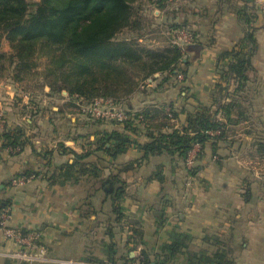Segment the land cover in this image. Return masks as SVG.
I'll return each instance as SVG.
<instances>
[{"label":"crops","instance_id":"crops-1","mask_svg":"<svg viewBox=\"0 0 264 264\" xmlns=\"http://www.w3.org/2000/svg\"><path fill=\"white\" fill-rule=\"evenodd\" d=\"M153 3L161 5L152 10L155 22L170 23L173 29L184 25L194 32L191 44L198 48L187 49L172 74L156 73L148 84L143 81L133 93L114 101L132 120L134 131L123 121L92 118L82 105L81 111L71 110L70 100L76 101L65 92H49L45 86L41 94L24 90L10 78L0 79V206L9 202V225L36 231L39 244L58 259L100 264L113 256L114 263L133 264L140 262L141 251L156 260V255L167 254L166 245L179 242L182 252L168 256L167 264H264V0ZM246 15L250 22L244 20ZM249 29L256 45L246 80L238 87L233 78L221 77L217 60L223 52L238 49ZM50 100L58 106H49ZM229 102L225 118L219 110ZM201 107L219 111L226 134L199 146L195 175L182 158L167 152L142 159L143 151L129 146L112 158L97 149L103 133L113 130L140 144L149 142L159 130L182 127L188 112ZM147 108L149 118L155 108L177 116L170 117L169 128L154 119L149 127L140 116L134 118ZM5 127L23 129V137L13 138L24 142L22 147L6 145L1 137ZM87 151L80 160L86 171L77 167L65 181V164L76 160L73 152ZM25 174L34 178L23 185L12 183ZM110 178L116 189L126 184L118 202L119 219L105 187ZM134 229L138 236L131 234ZM15 247L0 232V251ZM127 252L134 260L122 258ZM0 264L48 263L0 254Z\"/></svg>","mask_w":264,"mask_h":264},{"label":"trees","instance_id":"trees-1","mask_svg":"<svg viewBox=\"0 0 264 264\" xmlns=\"http://www.w3.org/2000/svg\"><path fill=\"white\" fill-rule=\"evenodd\" d=\"M135 1L137 0H38L30 3L28 0H0V41L6 38L13 49L9 65L12 68L11 79L17 83L24 80L33 67L28 62L29 56L33 55L38 47L43 46L51 51L53 58L59 56V65L48 64L43 74L46 79L55 75V79L47 82L50 90L57 92L65 90L70 97H82L87 99V103L95 98L119 101L139 87L137 82L139 77L145 81L153 78L156 73L172 74L182 61L186 50L198 46L190 43L182 47L173 42L166 49L152 50L135 41L117 40L116 35L122 29L133 26L132 4ZM244 20L251 21L249 15H246ZM182 27L184 25L176 26ZM255 45L253 32L249 29L240 42L241 47L227 50L220 55L217 69L224 80L233 78L237 81L238 87L243 86ZM226 57L228 61L222 62ZM128 66L138 67L140 74L131 76ZM223 88L221 83L217 84V90L221 91ZM81 101L84 104L85 101ZM231 107V102L221 106L219 111L223 117H227ZM149 111L147 108L138 112L134 118L140 116L139 119L141 121L143 119L144 125L149 127H152V119L158 120V126L163 124L169 128L172 126L169 122L170 117L177 116L175 112H171L169 116L168 112L155 108L149 118ZM219 111L211 107H201L194 112H188L186 123L182 127L171 131L159 130L156 135L151 136L149 142L143 144L129 139L117 130L105 132L97 149H104L115 158L129 146H137L143 151L142 159L167 152L185 161L196 143L202 148L211 137L216 140L225 136V123L217 118ZM123 122L126 123L125 128L136 130L131 126L132 120L126 119ZM208 131L218 133L211 135ZM14 134L23 137V129L5 127L1 137L8 141L6 145L22 147L24 142L15 141ZM106 143H109L108 147L105 146ZM61 148L67 150L63 144ZM73 153L76 160L65 164L64 175L62 174L65 181L74 176L77 167L81 168L80 172L86 171V164L80 160L85 159L89 151ZM196 171L197 166L188 169L191 175H195ZM105 184L113 196L115 203L113 209L119 219L121 213L118 202L124 194L126 184L123 182L116 189L111 178ZM8 205L10 206V203L5 202L4 206ZM4 206H0V212ZM131 234L138 236L136 229L131 231ZM108 235L112 237V232L109 231ZM113 245L111 244V247ZM181 249L182 244L179 242L168 244L164 248L167 254L156 255V260H151L145 251H141L140 263L167 264L170 258L168 256L181 253ZM122 258L134 260L129 256V252ZM110 260L113 262L114 257L111 256Z\"/></svg>","mask_w":264,"mask_h":264},{"label":"rangeland","instance_id":"rangeland-1","mask_svg":"<svg viewBox=\"0 0 264 264\" xmlns=\"http://www.w3.org/2000/svg\"><path fill=\"white\" fill-rule=\"evenodd\" d=\"M30 3L38 0H28ZM158 3V0H137L133 2V26L127 27L122 29L117 35V40H129L130 42L135 41L139 45L149 48L152 50H162L170 47V45L173 43L174 40H178L180 37V29H173L172 27L174 25L168 23L165 24L163 22L156 23L155 22V15L152 13V10L154 7H160L161 5L155 4ZM191 33H194L191 31ZM195 37V36H194ZM140 38L142 40H140ZM195 39V38H194ZM193 39V41H194ZM182 47H185L187 45L182 44ZM53 49V48H52ZM5 53L6 55H4ZM13 53V49L11 46V43L6 39L2 38L0 41V79H6L10 78L12 75V68L10 65L11 56L10 54ZM15 54V52H14ZM13 54V55H14ZM28 61L30 64L33 65L32 69L29 70V74L22 80L19 84L22 86L24 90L31 91V92H40L41 94H44V88L46 86L47 91L56 93L57 91L50 90V87L47 85L48 81H52L55 79V75L53 77H48V79L44 78L43 74L47 70L48 64L53 63V65H59V56L56 58L52 57L51 51L47 47H38L33 55L29 56ZM50 66V65H49ZM46 68V69H45ZM138 67L135 66H128V72L131 76H136L140 74V71L137 69ZM38 73V74H36ZM36 74V75H34ZM41 74V75H40ZM12 80V79H11ZM13 81V80H12ZM138 86L143 82V80L139 77L138 80ZM17 83V82H16ZM59 85V83H57ZM137 86V87H138ZM62 92H65L67 95V92L64 90ZM60 94L61 92H57ZM73 98L76 103H74L73 106H70L71 110H82L84 111V108L86 107L87 99H84L82 97H70ZM85 101L84 104L82 101ZM69 101V100H68ZM72 101L70 100V104ZM56 101L50 100L49 106L57 105ZM77 104V105H76ZM80 105L82 107L80 108ZM86 113V112H85Z\"/></svg>","mask_w":264,"mask_h":264},{"label":"built area","instance_id":"built-area-1","mask_svg":"<svg viewBox=\"0 0 264 264\" xmlns=\"http://www.w3.org/2000/svg\"><path fill=\"white\" fill-rule=\"evenodd\" d=\"M262 11L264 12V3L260 5ZM180 37L178 40L173 42L178 45H188L193 42V33L188 28L180 29ZM179 78H182V74H178ZM151 80V78H150ZM148 80H145L144 83L148 84ZM84 111L92 118H102L106 120H116L124 121L129 116L121 108L117 107L115 102L112 99L104 98H95L89 104L86 105ZM3 118V113L0 110V120ZM4 128H2L3 131ZM209 134L214 135L218 131H208ZM199 144H195L194 147L189 151L186 159L185 165L187 169H192L195 166V160L197 156V151ZM17 150V148H16ZM34 178V174H25L19 177H16L12 180V183L15 185H23L29 180ZM11 217L10 206H4L0 212V232L2 236L7 240H12L16 247L13 250L9 251H0V254L8 258L26 262V263H48V264H87L85 261L81 260H72V259H58L53 256H50L47 249L39 244L38 233L36 231H22L17 227L9 225V220ZM100 264H118L110 261H106ZM133 264H141L133 263Z\"/></svg>","mask_w":264,"mask_h":264}]
</instances>
